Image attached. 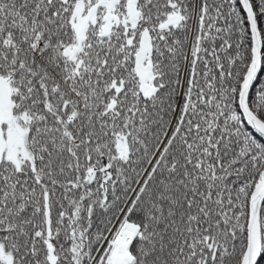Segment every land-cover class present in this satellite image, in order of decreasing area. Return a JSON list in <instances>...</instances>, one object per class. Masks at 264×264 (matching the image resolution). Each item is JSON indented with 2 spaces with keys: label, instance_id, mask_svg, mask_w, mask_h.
Segmentation results:
<instances>
[{
  "label": "snow or ice",
  "instance_id": "snow-or-ice-1",
  "mask_svg": "<svg viewBox=\"0 0 264 264\" xmlns=\"http://www.w3.org/2000/svg\"><path fill=\"white\" fill-rule=\"evenodd\" d=\"M0 264H264V0H0Z\"/></svg>",
  "mask_w": 264,
  "mask_h": 264
}]
</instances>
